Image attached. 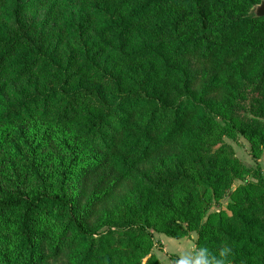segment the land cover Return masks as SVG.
I'll return each instance as SVG.
<instances>
[{
  "label": "trees",
  "instance_id": "16d2710c",
  "mask_svg": "<svg viewBox=\"0 0 264 264\" xmlns=\"http://www.w3.org/2000/svg\"><path fill=\"white\" fill-rule=\"evenodd\" d=\"M261 1L0 0V122L39 111L76 138L61 141L55 175L33 159L32 189L0 188V263L160 264L148 233L156 229L177 240L195 234L192 255L229 246L231 264H264V178L230 146L200 151L192 176L150 177L214 105L253 158L264 151V18L235 6ZM187 19L195 30L180 36ZM187 56L219 81L186 77L176 62ZM246 176L254 182L204 221L205 206Z\"/></svg>",
  "mask_w": 264,
  "mask_h": 264
},
{
  "label": "rangeland",
  "instance_id": "374dc122",
  "mask_svg": "<svg viewBox=\"0 0 264 264\" xmlns=\"http://www.w3.org/2000/svg\"><path fill=\"white\" fill-rule=\"evenodd\" d=\"M259 3L252 4L249 9H243L240 4H235L236 15L245 12L247 17L251 16V9L259 5ZM207 16L212 20V24L215 27L220 26L223 22V17L217 13H208ZM193 21V19H187L184 22L182 28L178 30L180 36H184L188 32L195 30L196 26ZM89 26L90 24L86 25V29ZM62 45L70 44L64 41ZM176 64L184 69L186 77L199 76L202 78V83L204 84L209 82L215 84L219 81L216 73L212 72L209 67H200L194 57L187 56L184 60H178ZM116 69L121 70V67L117 65ZM86 80L87 78H85ZM87 83L94 85L92 81H88ZM20 88L21 86H16V90ZM191 94H193L192 91H189V93L184 92V95L187 96ZM208 116L209 118L206 123L197 127L192 133L190 144L185 145L178 151L173 150L169 154L172 157L171 162L160 159L154 163L155 168L150 174L151 178L161 176L163 169L167 171H180L184 172L187 176H192L196 172L192 163L200 151L204 149H217L221 145L230 146L244 168L260 172L264 178V151L257 153L256 157H252L253 151L250 143L236 132L234 129L235 121L229 119L223 110H221L220 105L211 107ZM74 136L75 133L71 126H58L48 123L39 118V111L30 110L27 114H22L17 122H11L10 124L0 122V188L3 191L19 188L21 192L32 189L34 184L32 180H28L26 172L27 168L31 167L33 159H36L34 166H38L41 172L55 175L54 169L62 156L61 141L66 140L72 143L76 140ZM161 164L162 167H159ZM246 182H254V180L252 177L247 176L243 179H235L221 199L214 200L211 205H206L204 221L211 214L219 213L221 208H226L229 203L233 202L237 188L243 186ZM198 190L200 193L202 192L201 188H198ZM142 191L144 192V189L141 188L137 193ZM127 200L130 201L129 199ZM162 219L163 217H157V221ZM43 225H47L46 222ZM148 233H150L153 246L151 254L159 259L166 257L173 264H175L177 259L173 254L168 253L172 249L180 248L182 251L187 249V254H192L194 249L193 242L197 238L195 234H192L191 240L187 238H180L179 240L171 239L165 237L156 229L149 230ZM0 254H6L3 247L0 248ZM52 264L75 263L59 260Z\"/></svg>",
  "mask_w": 264,
  "mask_h": 264
},
{
  "label": "clouds",
  "instance_id": "9594fccd",
  "mask_svg": "<svg viewBox=\"0 0 264 264\" xmlns=\"http://www.w3.org/2000/svg\"><path fill=\"white\" fill-rule=\"evenodd\" d=\"M231 248L223 246L216 255H213L208 248H198L191 257L181 256L175 264H231Z\"/></svg>",
  "mask_w": 264,
  "mask_h": 264
},
{
  "label": "crops",
  "instance_id": "0c3cea01",
  "mask_svg": "<svg viewBox=\"0 0 264 264\" xmlns=\"http://www.w3.org/2000/svg\"><path fill=\"white\" fill-rule=\"evenodd\" d=\"M168 254H173L176 259H179L181 256H192L191 253L187 254V249L185 251H182L180 248L172 249ZM157 260L160 262V264H173V262H171V260L167 259L166 257L162 259L157 258Z\"/></svg>",
  "mask_w": 264,
  "mask_h": 264
},
{
  "label": "water",
  "instance_id": "95a60500",
  "mask_svg": "<svg viewBox=\"0 0 264 264\" xmlns=\"http://www.w3.org/2000/svg\"><path fill=\"white\" fill-rule=\"evenodd\" d=\"M250 14L254 17V18H264V1H261L259 3V5L254 6L251 9Z\"/></svg>",
  "mask_w": 264,
  "mask_h": 264
}]
</instances>
